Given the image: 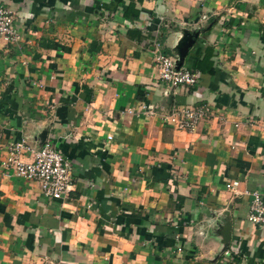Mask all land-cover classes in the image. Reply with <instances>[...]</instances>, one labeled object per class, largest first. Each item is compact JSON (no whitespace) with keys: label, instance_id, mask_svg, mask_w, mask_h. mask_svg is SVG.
Wrapping results in <instances>:
<instances>
[{"label":"crops","instance_id":"0c3cea01","mask_svg":"<svg viewBox=\"0 0 264 264\" xmlns=\"http://www.w3.org/2000/svg\"><path fill=\"white\" fill-rule=\"evenodd\" d=\"M0 5L20 35L0 39V264H264L247 220L249 193L264 200V0ZM158 51L196 83L159 79ZM199 105L193 131L162 119ZM21 140L67 159L65 195L15 174Z\"/></svg>","mask_w":264,"mask_h":264},{"label":"built area","instance_id":"2783aa9c","mask_svg":"<svg viewBox=\"0 0 264 264\" xmlns=\"http://www.w3.org/2000/svg\"><path fill=\"white\" fill-rule=\"evenodd\" d=\"M12 21L10 11L0 5V39L5 42H16L20 39V35L14 28ZM155 64L159 79L173 87L179 85L192 86L199 77L198 71L178 66L173 58L162 51L156 53ZM141 107L148 113H153L157 108L153 103ZM209 114V107L199 105L178 108L163 115L162 119L165 123L173 125L177 130L193 131L198 121ZM21 150H29L28 161L17 158L16 155ZM10 155L7 162L12 164L15 174L24 180L37 183L44 198L57 199L69 191V163L50 141L45 140L36 149H29L22 140L15 142L10 145ZM237 184L238 180L234 179L226 182L225 187L233 195L248 194L246 190L238 191L236 189ZM249 195L247 220L252 224L264 225V200L257 190L251 191Z\"/></svg>","mask_w":264,"mask_h":264},{"label":"trees","instance_id":"16d2710c","mask_svg":"<svg viewBox=\"0 0 264 264\" xmlns=\"http://www.w3.org/2000/svg\"><path fill=\"white\" fill-rule=\"evenodd\" d=\"M129 6H131V2L128 3L126 10L129 9ZM132 6H133V5H132ZM137 12H138L137 9H135V10H134L133 12H131L130 14H128L127 11H126V12L124 11L123 16H124V17H136V16H137ZM128 15H129V16H128ZM134 31H136V30H134ZM159 40H161V39L159 38Z\"/></svg>","mask_w":264,"mask_h":264},{"label":"water","instance_id":"95a60500","mask_svg":"<svg viewBox=\"0 0 264 264\" xmlns=\"http://www.w3.org/2000/svg\"><path fill=\"white\" fill-rule=\"evenodd\" d=\"M184 49H185V46L183 47V49H181V56L184 54ZM176 64L178 65L177 62H176ZM178 66H179V65H178ZM226 233H227V232H226ZM226 233H225V235H224V238H226V235H227Z\"/></svg>","mask_w":264,"mask_h":264}]
</instances>
